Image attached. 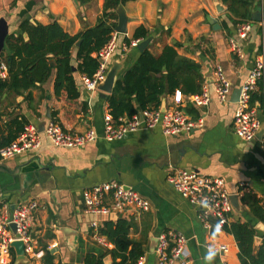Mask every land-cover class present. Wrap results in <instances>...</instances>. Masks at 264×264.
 Segmentation results:
<instances>
[{
    "label": "crops",
    "instance_id": "obj_1",
    "mask_svg": "<svg viewBox=\"0 0 264 264\" xmlns=\"http://www.w3.org/2000/svg\"><path fill=\"white\" fill-rule=\"evenodd\" d=\"M106 0H0V18L8 25V35L26 33L22 22L32 25L57 23L70 35L91 28L97 24L104 11ZM260 1V2H259ZM220 0H126L115 10L126 16V32L118 33L116 51L109 61L122 62L123 67L117 77L130 67L142 51L136 46H128L132 40L138 42L150 37L145 49L158 55L165 45L180 43L179 54L195 60L201 65L203 83L208 84L211 101L197 106L187 101L183 111L193 120H202L199 127L176 135H164L159 127L140 129L125 138L107 141L103 137V122L106 114H111L107 95L96 88L87 90L78 70L81 59L76 57L80 41L75 43L71 62L72 75L78 96L69 99L66 91L57 96L54 90L55 69L45 82L36 84L28 92L19 94L4 90L0 95V142L17 131L23 124L37 127L54 119L63 129L84 132L93 129L95 140L79 148L54 146L41 131L42 145L32 151L17 155L0 163V203L13 205L18 201L36 199L39 208L34 215L30 235L40 257L27 256L25 261L14 264H84L87 254L101 256L106 247L92 237L91 221L99 227L104 221H116L122 217L132 222L129 238L139 243L143 249L142 264H157L154 253H150V238L157 237L164 230L181 232L189 238L187 249L190 264H240L238 245L234 236L220 229H206L198 218V208L190 204L167 182V177L175 169L194 170L202 175L220 177L226 190L237 194L239 208L230 213L231 222H248L254 226V251L264 239V222L258 220L249 207L242 203L243 195H252L264 204V150L261 140L255 137L246 141L233 131L235 102L220 103L214 99L212 81L207 78L217 64L223 67L231 82L232 92L239 88L259 55L264 56V0H258L251 12V31L245 40H239L242 56L234 55L229 39H237L236 24L224 10L218 12ZM259 7L262 21H254L252 14ZM212 20L220 25L213 29ZM224 23L230 28L226 36ZM138 27L148 32L146 38H133ZM204 38V39H203ZM128 41V42H126ZM212 48V55L206 53ZM5 47V44H4ZM3 47L2 50L5 48ZM144 49V50H145ZM96 56V53L93 54ZM54 62L50 61V65ZM202 88V87H201ZM181 91L176 88L175 91ZM174 91V93H175ZM174 93L160 96L157 106L162 108L172 102ZM187 96L193 93H184ZM197 93V92H196ZM261 92L259 87L251 94L250 105L257 109L258 118L264 125L261 113ZM49 109L50 118L46 117ZM113 118V116H112ZM115 180L132 187L149 201L146 211L94 215L84 211L81 198L83 189L94 184ZM246 186L239 191L240 185ZM63 227L76 232L70 238V247L65 241ZM56 243L54 246L53 244ZM208 244H225L226 252H210ZM49 249L52 257L43 256ZM211 256V259L207 257ZM12 259L10 255L9 264ZM104 264L111 263V256L103 257Z\"/></svg>",
    "mask_w": 264,
    "mask_h": 264
},
{
    "label": "built area",
    "instance_id": "obj_2",
    "mask_svg": "<svg viewBox=\"0 0 264 264\" xmlns=\"http://www.w3.org/2000/svg\"><path fill=\"white\" fill-rule=\"evenodd\" d=\"M250 21L236 24L237 39H229L232 53L242 56L239 40H245L251 31ZM118 33L111 31L108 40L96 51L98 66L91 76H82V83L87 90H95L98 84L105 78L109 67V61L116 51ZM138 40H132L128 46H136ZM6 76V65L0 62V77ZM212 85L214 99L220 103L229 101L232 93L231 82L220 65L212 69ZM259 87L261 92V113L264 118V56L259 55L254 65L247 73L240 85L238 99L235 102L232 128L234 133L242 140H252L262 124L258 118L257 109L250 105L252 92ZM208 84H204L200 92L182 95L181 91H175L172 102L162 108L139 109L130 116H119L116 120L110 114H106L103 122V137L107 141L125 138L129 133L140 129H152L159 127L164 135H176L193 128L199 127L202 120L191 119L182 109L184 101L197 106L207 105L211 101ZM44 135L54 146L64 148H79L96 139L97 134L93 129L84 132H71L50 119L45 124ZM261 144L264 150V133ZM42 145L41 132L34 124L27 123L15 139L6 145L0 146V163L17 155L39 148ZM167 182L190 204L198 208V218L206 229H220L230 223V213L233 211L230 195L220 177L202 175L194 170L183 168L175 169L167 177ZM246 185L242 183L239 191H244ZM239 194L236 193V195ZM81 198L86 213L94 215H111V213H124L129 210L134 212L146 211L149 201L142 197L132 187L126 186L115 180H109L94 184L81 192ZM36 199L18 201L13 205L7 202L0 203V264L9 261L11 243L21 240L24 243L26 256L40 257L41 251H37L30 235L34 215L39 208ZM14 224L15 229L11 228ZM92 237L102 246L106 247L107 240L99 234V224L91 221ZM154 255L157 264H190L187 244L189 238L181 232L164 230L157 235ZM54 246L56 243L53 244ZM210 252H226L225 244L206 246ZM143 257H139L136 264L143 263Z\"/></svg>",
    "mask_w": 264,
    "mask_h": 264
},
{
    "label": "trees",
    "instance_id": "obj_3",
    "mask_svg": "<svg viewBox=\"0 0 264 264\" xmlns=\"http://www.w3.org/2000/svg\"><path fill=\"white\" fill-rule=\"evenodd\" d=\"M125 1L106 0L97 24L74 35L63 31L55 22L48 25L22 22L21 29L26 36L7 35L5 49L0 52V62L6 65V76L0 77V95L4 90H10L19 94L28 92L26 97L30 98L29 90L37 83L48 80L55 69L56 95L58 96L62 89L66 91L67 98H76L78 91L71 67L75 43L80 41L76 52V57L81 59L77 65L78 70L92 75L98 66L97 57L93 54L108 40L115 25L113 20L117 15L112 10ZM220 1L226 5V11L234 24L250 20L251 12L258 4V0ZM223 29L226 36L231 35V30L225 23ZM147 36L148 32L143 27H138L133 33L135 39ZM179 45L178 42L165 45L158 55H153L148 49L143 50L137 60L117 77L112 92L107 95L108 107L114 120L119 116H130L139 109L156 108L160 103V96L164 93H174L176 88L184 93L201 91L204 81L201 65L192 58L179 54L176 50ZM205 52L212 55V48L209 46ZM50 61L54 64L50 65ZM23 126L22 122L14 134L2 137L0 146L15 139ZM241 201L258 220L264 222V204L259 198L243 195ZM131 227L132 222L122 217L116 221H104L98 231L112 244V248L105 249L101 256L87 254L83 263L104 264L103 257L109 254L110 264H136L143 254V249L139 243L129 238ZM223 228L231 233L237 242L240 264H264V239L254 251L253 225L248 222H231ZM10 254L12 259L9 264H14L12 248ZM43 256L52 257L50 250L46 249Z\"/></svg>",
    "mask_w": 264,
    "mask_h": 264
},
{
    "label": "water",
    "instance_id": "obj_4",
    "mask_svg": "<svg viewBox=\"0 0 264 264\" xmlns=\"http://www.w3.org/2000/svg\"><path fill=\"white\" fill-rule=\"evenodd\" d=\"M216 9L218 12H221L224 10V6L222 5V3L218 2L216 5ZM252 19L254 21H262V11H261V7H259V9L254 12L252 14ZM213 29H218L220 28V25L218 23L215 22V20H212ZM115 30L119 33H125L126 32V16L122 11H118V21L117 24L115 26ZM8 35V25L7 22L4 18H0V52L2 51L4 44H5V39ZM150 40V37L140 41L139 43H137L136 47L138 48L139 51H143L146 47V45L148 44ZM123 67L122 62L113 60L111 61L108 70L106 72L105 78L98 84L97 88L102 92V95H104V93L106 94H110L113 90L115 81L117 79L118 74L120 73L121 69ZM210 76L209 78H207V82L212 81L211 80V73H209ZM240 92L239 88L234 89V91L231 94V101L236 102L238 99V94ZM162 109H164V103L162 105ZM46 117L50 118V112L49 109H47L46 112ZM43 125L44 123L40 124L38 126L39 131H43ZM264 133V125L261 126V128L259 129V131L256 134V137L261 139L262 135ZM230 199H231V203L234 209H238L239 208V203H238V196L236 194H231L230 195ZM116 216L115 213H111L110 217L114 218ZM11 228L14 230L15 226L14 224L10 225ZM62 231L65 235V241L68 244V246L70 247V238H75L76 236V232L73 231L72 229L68 228V227H63ZM157 242V238L156 237H151L150 238V247H149V251L150 253H153L155 245ZM11 247L13 248L15 255H16V260L18 261H25L27 259V256L24 252V243L21 240H16L14 242H12Z\"/></svg>",
    "mask_w": 264,
    "mask_h": 264
},
{
    "label": "clouds",
    "instance_id": "obj_5",
    "mask_svg": "<svg viewBox=\"0 0 264 264\" xmlns=\"http://www.w3.org/2000/svg\"><path fill=\"white\" fill-rule=\"evenodd\" d=\"M207 259H211V256L207 257Z\"/></svg>",
    "mask_w": 264,
    "mask_h": 264
}]
</instances>
